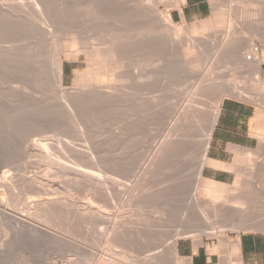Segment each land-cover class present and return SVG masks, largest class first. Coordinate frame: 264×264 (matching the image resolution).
Segmentation results:
<instances>
[{"label":"rangeland","instance_id":"obj_1","mask_svg":"<svg viewBox=\"0 0 264 264\" xmlns=\"http://www.w3.org/2000/svg\"><path fill=\"white\" fill-rule=\"evenodd\" d=\"M176 1L0 0V199L12 213H0V264H96L107 259L125 264L121 255L128 257L127 264H178L171 253L172 240L176 244L195 236L264 232V0H210L211 16L194 24L172 20ZM40 10L50 14L49 23L65 41L67 37L83 42L91 27L137 31L143 25L137 47L128 43L122 49L125 59L117 75L122 74L114 85H107L118 87V94L107 99L93 90V96L87 93L83 101L74 102L78 122L53 98V86L36 80L26 62L21 71L16 69V52L24 58L44 48L48 54L54 50V41L42 28ZM160 14L173 25L171 37L169 32L157 39L147 33L145 24ZM231 21L240 30L230 28ZM200 34L205 41L198 52L191 50L192 36L203 38ZM232 34L238 41L243 36L241 42L251 39L255 44L251 47L258 49L259 69L255 57L239 59L248 56L250 48L236 52L237 45L235 49L229 42ZM86 69L85 56L66 62V87H74L78 73ZM27 86L34 102L22 93ZM227 98L256 108L252 135L258 147L229 166L234 174L223 184L229 190L223 201L230 199L232 205L241 199L247 216H237L233 207L215 215L211 199L197 187L204 134L215 108ZM188 107L196 108L188 113ZM185 119L189 127L183 125ZM47 194L57 202L34 221L37 206L32 201H44ZM89 204L97 207L89 209ZM86 208L105 212L104 217L96 211L87 213ZM23 216L33 218L30 223L35 227L29 233L19 222Z\"/></svg>","mask_w":264,"mask_h":264},{"label":"bare ground","instance_id":"obj_2","mask_svg":"<svg viewBox=\"0 0 264 264\" xmlns=\"http://www.w3.org/2000/svg\"><path fill=\"white\" fill-rule=\"evenodd\" d=\"M178 4L181 2H179V0L176 1ZM36 5V4H35ZM38 6V5H37ZM36 6V7H37ZM36 9V8H35ZM46 9V8H45ZM44 9V10H45ZM41 11V10H40ZM45 11H41L39 12L38 11V14H39V18L44 22L41 21V25H42V28L46 30L47 32V36L46 37H49V39L53 40L54 41V45H53V52H51L50 54L48 53H45V48L44 50L42 51H38V53L34 52L33 54L30 53L31 51H29L30 54H26V56L24 58H22V54L20 52H16V69L19 71H21V67H22V64H25L28 66L25 67L28 68V71H31L32 72L34 71V76H38V79H36V76H35V79L36 80H39L40 82L42 83H45V84H49V85H52L53 86V90L55 91V95L56 96H53V98H56L58 99V101H60L61 103L60 104H63V108H67L69 109L70 111L67 110V112H72L74 117L77 119V114H75V111H79V110H75L74 112L72 111V107L73 104H75L74 102H76L77 100H81L82 97H84L87 93H88V96L91 97V95L93 96V90H98L100 92V94L97 92L95 96L99 97L101 96V93L104 94L105 96H107V99L108 97H112L114 94H118V87H114V86H107L108 84H112L114 85V81H115V77L117 76H120L121 74H118L117 75V72L119 71L120 69V65L123 64V61L125 59V57H123V54H122V49L125 47L126 44L130 43L131 45H133L132 47H134V44L136 46V44H139V40H141V36H142V31L140 30V28L142 27V29L144 30L143 28V25L137 29V31H133V30H128V29H125V28H121V27H118V26H114V27H108V28H98V27H91V29L89 30V32L87 33V38H85V40L82 42V40H76V39H73L71 41H67L68 38L66 37V41L60 37V36H57V32L60 30H57L54 26L55 24L54 23H49L51 21V18L49 19L48 16L50 15H47L46 12L44 13ZM158 12V11H157ZM223 13V12H222ZM234 13V12H233ZM229 15V14H228ZM224 16V15H223ZM219 17H222L219 15ZM230 19H232L231 17H229ZM225 19V18H224ZM50 20V21H49ZM233 20V19H232ZM53 21V20H52ZM216 21V20H215ZM220 21V20H218ZM224 22V21H223ZM234 21H231L230 23V28H235L237 27L239 30H240V27L236 24L233 23ZM43 23V24H42ZM222 22L220 21V24ZM219 24V23H218ZM224 24V23H223ZM57 25V24H56ZM147 25V33L154 36L155 38L156 37H163L164 36V32H169L170 29L173 27L172 23L170 22L169 18H163L161 16V14L158 16V18H151L150 20H148V22L145 24ZM144 25V27H145ZM222 25V24H221ZM58 26V25H57ZM220 26V25H219ZM249 25H247L248 27ZM221 27V26H220ZM244 27V26H243ZM256 27V26H255ZM202 28H208V26L206 25H203ZM212 28V27H211ZM236 28V29H237ZM245 28V27H244ZM175 29V28H174ZM172 29V33H173V30ZM178 29V28H177ZM57 30V31H56ZM175 31V30H174ZM177 31V30H176ZM175 31V32H176ZM130 32V33H128ZM180 32V31H179ZM193 33H200L199 32H196L195 30L192 31ZM171 32H169L167 35L170 36ZM185 33V32H184ZM204 33V32H203ZM235 33V32H234ZM72 34V33H71ZM163 34V35H162ZM166 34V33H165ZM189 34V33H188ZM201 34H202V31H201ZM200 34V35H201ZM173 35V34H172ZM176 35V33H175ZM235 35L236 34H232V39H229V42L231 44V46H235V44L237 45V48H238V53L241 52L242 49H245L247 48L249 50V54L247 52V54H249L248 56H238L239 59H251V57H255V60H256V66H258V69L260 67V64H261V61H259V58L257 56V52H258V49H252V47H255L253 46L254 43L251 42V39H248V40H245V42H241L240 38L239 41L234 39L235 38ZM68 36H71L69 35L68 33ZM166 36V35H165ZM182 36V35H181ZM195 35L192 36V40L189 42L190 44V48L191 50L192 49H197V52H198V49L200 48V46L203 44H201V42L205 41V37L204 35H201L203 36V38L200 36H197L194 37ZM150 37V36H148ZM153 37V38H154ZM171 37V36H170ZM173 37V36H172ZM231 37V36H230ZM237 37V36H236ZM245 37V36H244ZM141 38V39H140ZM157 39V38H156ZM244 39V38H243ZM44 40V39H43ZM65 42H64V41ZM152 40V39H151ZM155 40V39H154ZM166 40V39H165ZM170 40V39H169ZM172 40V38H171ZM46 41V40H45ZM44 41V42H45ZM178 41V40H177ZM177 41L176 44H177ZM40 42V41H39ZM38 42V43H39ZM64 42V43H63ZM152 43V41H150ZM228 42V41H227ZM225 42V43H227ZM254 42V41H253ZM37 43V42H36ZM42 43V42H41ZM156 42H154L153 44H155ZM209 43V42H208ZM43 44V43H42ZM152 44V45H153ZM201 44V45H200ZM46 45V43H45ZM255 45V44H254ZM35 46V45H34ZM43 46V45H42ZM223 46V45H222ZM233 46V47H234ZM250 46V47H249ZM252 46V47H251ZM36 47H39L37 46L36 44ZM137 47V46H136ZM154 48V46H153ZM188 48V47H187ZM189 48V50H190ZM223 48V47H222ZM230 48V47H229ZM235 48V47H234ZM158 49V48H157ZM232 49V48H231ZM236 49V48H235ZM20 50V49H19ZM31 50V49H30ZM34 49H32L33 51ZM136 50V49H135ZM138 50V49H137ZM156 50V49H155ZM193 50V51H194ZM224 50V49H223ZM246 50V49H245ZM37 51V49L35 50ZM213 51V50H212ZM230 51V50H229ZM247 51V50H246ZM44 52V53H43ZM214 52V51H213ZM218 52V51H217ZM225 52V51H224ZM227 53V52H226ZM238 53H234V54H238ZM197 54V53H196ZM212 54V53H211ZM210 54V55H211ZM245 54V53H244ZM225 55V54H224ZM82 56H85V59L87 61V69L83 72H79L78 73V76H79V80L77 82V84L72 87V88H68L66 87L65 85V63L68 62L69 60L73 59L74 57L75 58H81ZM139 57V56H138ZM15 58V57H13ZM211 58V57H210ZM209 59V58H208ZM136 60V59H135ZM210 60V59H209ZM14 61V60H13ZM216 62V61H215ZM264 62V61H262ZM137 63V62H136ZM125 64V63H124ZM134 64V63H133ZM213 64V63H212ZM182 65V64H181ZM214 65V64H213ZM119 66V67H118ZM134 66V65H133ZM132 66V67H133ZM184 66V65H183ZM123 67V66H122ZM139 67V66H138ZM190 67V66H189ZM123 69V68H122ZM140 69V68H139ZM190 70V69H189ZM193 70V69H192ZM121 71V70H120ZM136 71V69H135ZM140 71V70H139ZM188 71V70H187ZM190 72V71H189ZM120 73V72H118ZM16 74V73H15ZM133 74V73H132ZM134 74H136L134 72ZM28 75V74H27ZM138 75V73H137ZM147 75V74H146ZM207 75V74H206ZM30 76V75H29ZM133 76V75H132ZM31 77V76H30ZM126 77V76H125ZM207 77V76H206ZM119 78H123V77H119ZM134 78V77H133ZM143 77H141L142 79ZM129 79V78H128ZM215 79V78H214ZM27 80V79H26ZM30 81V80H29ZM28 81V82H29ZM201 81V80H200ZM211 81V80H210ZM21 82V81H20ZM19 81H17V83H20ZM25 82V81H24ZM23 82V83H24ZM27 82V83H28ZM117 82V81H116ZM134 82V81H133ZM22 83V82H21ZM136 83V82H135ZM212 83V82H211ZM217 83V82H216ZM218 84V83H217ZM22 85V84H21ZM117 85V84H116ZM154 85V84H153ZM216 85V84H215ZM41 86V85H40ZM44 86V85H43ZM42 86V87H43ZM209 86V85H208ZM206 86V87H208ZM22 87V86H21ZM29 86L27 87H23V94L26 95H22L24 96L25 98H33V95L31 94L32 90H30L31 93H29V89L28 88ZM31 87V86H30ZM38 87V86H37ZM46 87V86H45ZM205 87V89H206ZM210 87V86H209ZM218 87V86H217ZM223 87V86H221ZM33 88V87H31ZM48 88V86L46 87ZM120 88V87H119ZM123 88V87H122ZM212 88V87H211ZM220 88V87H219ZM52 89V88H50ZM49 89V91H50ZM115 89H117V91H115ZM121 89V88H120ZM132 89V88H131ZM204 89V88H203ZM214 89V88H213ZM217 89V88H216ZM227 89V88H226ZM225 89V90H226ZM19 91V89H17ZM21 90V89H20ZM112 90V91H111ZM129 90V89H128ZM145 90V89H144ZM152 90V89H151ZM235 90V89H234ZM233 90V91H234ZM15 91V90H14ZM17 91V92H18ZM22 91V90H21ZM36 91V90H35ZM38 91V90H37ZM46 91L48 92V90L46 89ZM45 91V94L47 93ZM115 91V92H114ZM221 91V90H220ZM228 91V90H227ZM232 91V92H233ZM16 92V91H15ZM39 92V91H38ZM53 92V91H51ZM114 92V93H113ZM117 92V93H116ZM123 92V90H122ZM224 92V91H222ZM235 92V91H234ZM21 92H18L16 94H20ZM41 93V92H40ZM91 95H90V94ZM129 93V92H128ZM197 93V92H196ZM34 94V93H33ZM44 94V95H45ZM49 94V93H47ZM52 94V93H51ZM50 94V96H51ZM122 94V93H121ZM131 94V93H130ZM141 94V93H140ZM208 94V93H207ZM54 95V94H52ZM132 95V94H131ZM16 96V95H15ZM46 96V95H45ZM87 96V98H89ZM116 96V95H115ZM125 96L127 95H124L123 97L125 98ZM138 96V95H137ZM140 96V95H139ZM144 96V95H143ZM19 96H17L16 99H18ZM37 97V96H36ZM34 98V99H37V98ZM48 97V96H46ZM86 97V96H85ZM104 97V96H103ZM122 97V99H123ZM132 97V96H131ZM135 97V96H134ZM150 97V96H149ZM203 97V96H202ZM222 97V95H221ZM224 97V96H223ZM23 98V97H22ZM21 99L22 101L23 100H27V99ZM102 98V97H101ZM106 97H104V100H105ZM114 98V97H113ZM136 98V97H135ZM141 98V97H139ZM100 99V98H99ZM111 99V98H110ZM119 99H121L119 97ZM129 99V98H127ZM126 99V100H127ZM137 99V98H136ZM156 99V98H155ZM202 99V98H201ZM20 100V99H19ZM33 100V99H32ZM52 100V99H51ZM56 100V99H55ZM96 100V99H94ZM125 100V99H124ZM130 100V99H129ZM145 100V99H144ZM17 100H15L14 102L16 103ZM21 101V102H22ZM40 101V100H39ZM37 101V104L41 103V101L39 102ZM49 101V100H48ZM53 101V100H52ZM51 101V102H52ZM83 101V99L81 100ZM100 101V100H99ZM102 101V100H101ZM111 101V100H109ZM121 101V100H120ZM202 101V100H201ZM28 102H31V101H28ZM27 102V103H28ZM34 102V100H33ZM44 102H47V101H44ZM55 102V101H54ZM79 103V101H77ZM130 102V101H129ZM24 103V102H23ZM58 103V102H57ZM77 103V104H78ZM90 103V102H89ZM94 103V101H93ZM134 103V102H132ZM143 103V102H141ZM220 103V102H219ZM18 104H19V101H18ZM36 104V103H35ZM44 104V103H43ZM76 104V105H77ZM80 104H84V103H80ZM79 104V106H80ZM136 104V103H135ZM47 105V104H46ZM45 105V106H46ZM51 105H54L53 107H55V104L51 103ZM58 105V104H57ZM89 105V104H88ZM126 105V104H125ZM134 105V104H132ZM137 105V104H136ZM146 105V104H145ZM186 105V104H185ZM197 105V103H196ZM20 106V105H19ZM78 106V108H80ZM193 106V105H192ZM49 107V106H48ZM76 107V106H75ZM129 107V106H128ZM140 107V106H139ZM153 107V106H152ZM190 107V106H189ZM188 107V108H189ZM58 108V107H57ZM86 108V107H85ZM196 108V107H195ZM195 108H193L195 110ZM59 109V108H58ZM62 109V108H61ZM60 109V110H61ZM192 108H189L187 109L186 111L189 113V112H192L194 111ZM51 110V108H50ZM53 110V109H52ZM81 111V110H80ZM84 111V110H83ZM219 112H220V105H218L214 112H213V116H212V120L210 122V126L206 132L205 137V141L203 143V153L201 155V160H202V163L200 164L199 166V169L197 171V181H199V186L198 189H202L206 195L209 197V202H210V205H211V209L213 210V212L215 213V215L217 214H222V212H224V210L227 209V207H233L236 209L237 213L238 214L237 216H245V211H244V207L243 205H245L243 202H241L240 200L241 199H237L235 201H232V205H230V199H228V201H223L224 199H222V197L224 198V195H226V188L224 187L223 184L221 183H217V182H214V181H211V180H203V178L201 177V173H202V170H203V167L204 165L207 164V157H206V151H207V148L209 147V142L211 140V136H212V133H213V129H214V126L217 122V118H218V115H219ZM82 113V111H81ZM79 116L81 114H78ZM91 115V114H89ZM70 116H71V113H70ZM82 116V115H81ZM58 117V116H57ZM61 117V116H60ZM90 117V116H89ZM74 118V119H75ZM78 119H81V118H78ZM78 119L76 120L78 122ZM83 119V118H82ZM83 121V120H82ZM82 121L80 123H82ZM89 121V120H88ZM185 127H189V123L187 122L188 120L185 119ZM86 122V121H84ZM73 123V122H72ZM74 123H76L74 121ZM83 124V123H82ZM81 124V125H82ZM78 126V125H76ZM83 127L85 126L84 124L82 125ZM191 126V125H190ZM183 127V126H182ZM87 128V127H86ZM191 128V127H190ZM196 128V127H195ZM85 129V128H84ZM185 130V129H184ZM190 130V129H188ZM206 130V129H205ZM75 131V130H74ZM78 132V131H77ZM186 132V131H185ZM84 137H85V130L84 132ZM81 133V134H82ZM87 133V132H86ZM189 133V132H187ZM78 134V133H77ZM83 135V134H82ZM80 135V136H82ZM185 137V136H184ZM79 138V137H78ZM204 138V137H203ZM183 140V139H182ZM87 141V140H86ZM181 141V140H179ZM186 141V140H185ZM80 143V142H78ZM83 143V142H82ZM181 143V142H180ZM171 145V144H170ZM166 150V149H165ZM174 150V149H173ZM177 150V149H175ZM182 150V149H181ZM172 151V150H171ZM168 152V151H167ZM165 153V152H164ZM174 153V152H173ZM250 154V153H249ZM251 155V154H250ZM250 157V156H249ZM187 160V159H186ZM198 160V158H197ZM191 163V162H190ZM185 164V163H184ZM196 164V163H195ZM186 166V165H185ZM184 166V167H185ZM222 166V165H221ZM126 167V166H125ZM153 167V166H152ZM183 169V168H182ZM188 169V168H187ZM153 173V172H152ZM151 175V174H150ZM182 176V175H181ZM196 176V175H195ZM148 177V176H147ZM173 177V176H172ZM34 179V178H33ZM186 180V178H185ZM4 181V180H3ZM34 181H37V180H34ZM172 181V180H171ZM36 183V182H35ZM39 183V182H38ZM34 184V183H33ZM48 184V183H47ZM239 184V183H238ZM38 185V184H37ZM42 185V184H41ZM237 185V184H236ZM46 187V186H45ZM176 187V186H175ZM196 187V188H197ZM44 188V187H42ZM50 188V187H49ZM237 188V187H235ZM234 188V189H235ZM51 189V188H50ZM43 190V189H42ZM238 190V189H237ZM50 191V190H49ZM229 191V190H227ZM41 194V193H39ZM144 195V194H143ZM193 195V194H192ZM48 196V194H47ZM52 196V195H51ZM163 196V195H162ZM194 196V195H193ZM196 196V195H195ZM140 197V196H139ZM160 197V196H159ZM141 198V197H140ZM143 198V196H142ZM197 198V197H196ZM57 199L55 198H52L50 196L47 197V199H45L44 201H32L33 203L35 202L36 203V206H37V211H35V220L36 221V218L39 219L41 213L40 211H47L49 210L52 206L54 207V205L56 204V201ZM208 202V201H207ZM93 203V202H92ZM206 203V202H205ZM196 204V203H195ZM198 205V203H197ZM95 205L93 204H89V209H95L94 208ZM85 207H87L85 205ZM97 207V206H95ZM246 207V206H245ZM99 208V207H98ZM120 209V208H119ZM123 209V208H122ZM128 209V208H127ZM197 209V208H196ZM86 210H88L86 208ZM10 211V208H9V205L6 204V201L4 199H0V213L3 214L4 216H8L12 213H9ZM50 211V210H49ZM48 211V212H49ZM96 211V210H95ZM93 211V212H95ZM122 211V210H121ZM87 213H93L92 211L88 210L86 211ZM96 212H99L98 213V216H103L104 217V214L105 212H102L100 210L96 211ZM47 213V212H46ZM205 215V212L203 213ZM240 214V215H239ZM93 215V214H92ZM96 215V213H95ZM226 215V214H225ZM220 216V215H219ZM247 216V215H246ZM13 217V215H12ZM22 217V216H21ZM11 218V217H10ZM95 218V216H94ZM99 218V217H98ZM33 219V218H32ZM31 217H25L23 216V218H20L19 219V222L21 223L22 227L24 228V230H26L27 232L32 230L30 228H33L35 227L34 224L30 223L32 222L31 220ZM244 219V218H242ZM258 219V218H257ZM256 219V220H257ZM262 219V218H261ZM112 221V220H111ZM118 221V220H117ZM38 222V221H37ZM95 222V221H94ZM253 222V221H252ZM113 224V223H112ZM256 224V222H255ZM255 224H252V225H255ZM258 224V223H257ZM226 225V224H225ZM221 226V225H219ZM234 227V226H233ZM240 227V225L238 226ZM237 226H235V228H238ZM247 227V226H246ZM232 229V228H231ZM31 232V231H30ZM211 234L215 233L216 232V229L214 227L211 228L210 230ZM29 233V232H28ZM117 236V235H116ZM117 240V239H115ZM106 241V240H105ZM111 243V242H110ZM112 244V243H111ZM109 246V245H108ZM111 246V245H110ZM114 246V245H113ZM170 249L172 250V254H173V257L177 258L176 256V244H175V240H172V242H170ZM113 255V254H112ZM120 258V256H119ZM174 258V259H175ZM93 259V258H92ZM97 259H100V258H97ZM102 259V258H101ZM121 259L123 261H126L127 263L130 262L128 261V257L127 256H124V255H121ZM72 260V259H71ZM71 260H67V263L68 261L69 262H72ZM108 261L105 262V261H100L99 263L96 262V264H115L114 261L112 260H109L107 259ZM95 261V260H94ZM126 262H124L125 264H127Z\"/></svg>","mask_w":264,"mask_h":264},{"label":"crops","instance_id":"obj_3","mask_svg":"<svg viewBox=\"0 0 264 264\" xmlns=\"http://www.w3.org/2000/svg\"><path fill=\"white\" fill-rule=\"evenodd\" d=\"M179 2L171 13L176 23L194 24L212 14L210 0ZM255 118L253 104L236 98L223 101L209 142L207 164L202 170L205 180L224 185L231 182L234 173L229 166L258 147L259 142L252 135ZM176 256L178 264H264V232H229L222 238L203 235L180 239L176 243Z\"/></svg>","mask_w":264,"mask_h":264}]
</instances>
